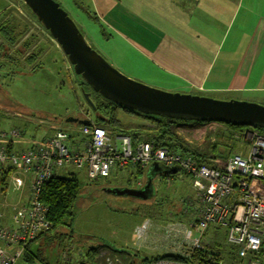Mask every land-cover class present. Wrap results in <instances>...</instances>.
<instances>
[{
  "label": "crops",
  "instance_id": "1",
  "mask_svg": "<svg viewBox=\"0 0 264 264\" xmlns=\"http://www.w3.org/2000/svg\"><path fill=\"white\" fill-rule=\"evenodd\" d=\"M87 1L90 13L95 18L91 20L104 33L107 61L127 76L135 80H146L150 86L178 90L183 92L181 94L198 92L210 98L223 95L249 102L264 101V0ZM117 111L114 112V119L123 128L135 130L137 127H149L146 120L121 110L120 117H116ZM18 118L12 120L6 113L0 115V123L7 122L9 125L8 129L0 130V146L6 145L7 141L2 138L8 136V130H14L17 136L8 139L9 150L14 152L30 150L34 144L51 138L56 126L61 128L64 124L69 127V123H65L66 119L63 124L50 121L46 123L48 134L36 137L35 134L26 133L27 123H34L35 120ZM90 120L91 124H96L93 118ZM49 123L56 126H50ZM99 127L107 129L109 126L107 123ZM189 127L180 124L177 129ZM156 166L163 169L161 165H148L144 168L148 177L154 178L158 173ZM191 190L188 199L196 206ZM28 196V188L17 191L9 180L6 188L0 187V225L11 223L14 207L25 204ZM167 220L158 219L150 224L145 219L134 226L147 224L140 238L134 237V228L132 230V251L135 256L179 254L174 246L177 237L170 238L162 232L169 223L182 222ZM71 245L69 252L64 250L61 253L60 260L64 264H76L85 259L84 252H75L73 243ZM72 252L74 259L70 257ZM58 259L54 257L50 261L53 264L60 263ZM120 259L127 264L131 262L128 254ZM97 263L107 264L106 261Z\"/></svg>",
  "mask_w": 264,
  "mask_h": 264
},
{
  "label": "rangeland",
  "instance_id": "2",
  "mask_svg": "<svg viewBox=\"0 0 264 264\" xmlns=\"http://www.w3.org/2000/svg\"><path fill=\"white\" fill-rule=\"evenodd\" d=\"M55 1L73 20L89 46L107 61L104 53L106 46L104 33L102 34L98 25L89 18L87 14V12L90 13L88 1L77 0L85 7L86 11L77 9L72 0L71 2L69 0ZM25 10L27 9L20 0H0V29L8 26L15 30V34L21 35L22 33L16 38L17 43L11 47H7L8 44L0 37V46L4 44L9 52L6 58L0 56V59L3 60L0 61V115L6 113L12 120H17L18 117L21 118L20 120L25 117L34 119V123H27L26 133L35 134L37 137L48 134L47 122H62L70 117L83 119L87 118V114L92 117V112L83 98L78 77L62 57L60 49L38 23L30 19ZM25 41L29 46L23 49L22 44ZM28 57L35 59L31 65L26 62ZM112 67L127 76L115 66ZM127 77L159 91L183 93L161 86H150L146 80ZM190 93L194 96L204 97V93ZM207 98L216 101L249 102L223 95ZM257 104L264 106V101ZM120 112V110L116 112V117H120ZM176 121L179 125L185 124L191 127L175 128L177 136L189 145L188 147L182 143L181 150L184 148L196 150L201 155L217 154L221 158L244 150V144L238 137L240 132L230 129L226 125L219 123L199 125L195 122ZM193 126L196 127L192 128ZM8 127L7 122L0 123V130L8 129ZM130 129L127 128V130ZM246 129L251 128L244 130ZM174 141L179 143L177 140ZM134 172L135 170L131 168L121 171L113 170L107 179L88 182L85 178V171H71L68 167L56 171V174L61 177L72 173L80 182L81 191L73 224L72 242L75 252L87 251L105 245L111 250L122 249L127 251L129 256L135 255L132 251V230L136 224L145 219L156 222L158 219L175 218L177 215L180 216L182 223H187L188 219L196 216L197 207L194 206L195 204H191L188 199L191 196L189 178L182 176L179 181L171 180L166 187L162 180L156 176L152 184L153 193H157L159 198H163L167 194L166 199L160 203L157 199V201L149 200L145 192L148 186L147 174L143 173L138 177ZM179 177L178 175L177 178ZM113 190H133L142 193V196L133 198L117 195L112 193ZM161 192L163 193L160 194ZM143 193L146 194V197ZM193 198L195 200V197ZM190 199L192 203H195L192 198ZM182 201H185V204L178 207L176 204H180ZM182 212H185L184 215H180ZM210 236L215 241H222L221 239L216 240L214 235ZM40 242L38 241V243ZM225 249L229 250L227 247ZM74 257L72 255L73 259ZM140 258L145 257L141 255ZM16 264L28 263L20 259ZM32 264H39V262L34 261Z\"/></svg>",
  "mask_w": 264,
  "mask_h": 264
},
{
  "label": "built area",
  "instance_id": "3",
  "mask_svg": "<svg viewBox=\"0 0 264 264\" xmlns=\"http://www.w3.org/2000/svg\"><path fill=\"white\" fill-rule=\"evenodd\" d=\"M56 128L52 138L19 154L0 148V166L15 169L9 176L15 190H21L23 176L33 172L30 201L13 209L12 221L18 229L0 227V264H12L20 254L8 252L9 244L32 239L48 229L47 209L40 203L39 193L54 169L68 165L85 171L92 180L106 178L113 167L150 162H160L167 168L177 166L193 176L191 186L200 217L191 223H169L163 228L167 237H177L176 256L185 260L160 259L144 264H190L195 255L199 259L205 252H208L206 264H264V134L252 128L239 131L244 150L221 158L189 149L169 152L164 147L154 148L150 142L133 146L127 135L95 125ZM8 136L16 137L17 133L12 130ZM171 142L180 148L181 144L174 139ZM210 227L221 230L216 237L224 241L223 248L228 251L206 242ZM146 228V223L135 227L133 236L140 238ZM209 252L213 255L209 256Z\"/></svg>",
  "mask_w": 264,
  "mask_h": 264
},
{
  "label": "trees",
  "instance_id": "4",
  "mask_svg": "<svg viewBox=\"0 0 264 264\" xmlns=\"http://www.w3.org/2000/svg\"><path fill=\"white\" fill-rule=\"evenodd\" d=\"M25 11H27V10H25ZM26 13L30 16V19L32 21L37 23V21L33 18V16L28 11ZM87 14H88L89 18H91L93 20L95 19L94 15H91V13L87 12ZM38 25H39V23H38ZM21 35H22V33H21ZM21 35L15 34V30H13L12 28H10L8 26L0 29V37L4 40L5 43L8 44L7 47L14 46L18 41L16 38L21 36ZM27 46H29V44H27V42L25 41L24 44H22V47L24 49V48H27ZM7 47L4 44H2L0 46V49H2V52H0V56H2V58H6L9 54V52L7 51V49H8ZM4 49H5V51H4ZM59 52L61 53V51H59ZM62 57H64V56L62 55ZM34 60H35L34 58L28 57L26 59V62L31 65L34 62ZM0 61H3V60L0 59ZM78 79H79L80 89L83 87L84 92L86 91L85 88L91 92V95L89 96V98L95 106V112H98L103 117H105V116L108 117V119H107L108 122H104L100 119H94L95 123H96L95 125H97V126H99V125L103 126L104 125L105 126V124L108 123V126L110 128L108 127L107 130L111 129L110 130L111 132H116V133H119L122 135H127L131 140V145H133V146L140 143V142H150L154 148L164 147L169 152H175V153L177 152L178 153V152L185 151L184 149H186V148L181 150L174 143L171 142V139H174V140H177L179 142V144H181V145H183L185 143L179 136H177V134L175 132V130H176L175 128L179 125L176 120L167 119V118H163V117L150 116V115H143L139 112L131 111L127 108L115 105V104L103 99L100 95L93 93L86 84L81 85L80 84L81 78L78 77ZM116 110H121V111H123L129 115H132V116H135L137 118H141V119L146 120L147 123L149 124V127H137L138 129L135 128V130H127V128H123L122 126L119 125L118 121H116L114 119V112ZM109 119H110V121H109ZM63 122L64 121H62L61 123H63ZM195 123H197L199 125H203V124L212 123V122H195ZM70 124L71 123H69V126H70ZM223 125H226L230 129H234L237 131H241L245 128H248V127L235 126V125H230V124H223ZM252 129H255V130L259 131L261 134H264L263 129H260L257 127L252 128ZM144 134H148V135L146 136ZM53 135L51 136V138L53 137ZM143 137H145L147 139H144ZM9 138H13V137L5 136L4 138H2L5 142L6 141L8 142V145L6 142V145L3 144L4 146L2 145V146H0V148L4 149L8 153L9 152L13 153V154L21 153V152H14L13 150H9V146H10V142L8 141ZM78 138L82 139L81 137H78ZM185 145H187L189 147L188 144L185 143ZM148 165H150V166L151 165H153V166L154 165H161L163 167V169H162V168L156 166L159 169V171H157L158 173L155 175V177L158 176L159 180H162V182L165 184L166 187L169 185V182L171 180L172 181H175V180L179 181V179L183 176L184 178H189L191 181L192 177H193L191 174H187L183 170V168H179L177 166L172 167V168H167L163 164H161L160 162H150V163H147V164L141 165V166H139V165H136V166L127 165L124 168L113 167V168H111L110 173L113 170L121 171V170H124L126 168H131V169L135 170L134 173H136L138 175V177H140L143 173H145L144 168L146 166L148 167ZM64 167H68L71 171H80V172L83 171L81 169L72 168L71 166H68V165L63 166L61 168L54 169L53 174L42 185L41 192L39 193L40 203L47 209V214H46L45 218L49 222V227L46 231H44V232L41 231L40 233H38V235H36L32 239H28L24 242H19V243L13 244V245L9 244L6 248V250L8 252L18 251L20 253L18 258L12 264H16L20 259H23V261H25L28 264H32L34 261L39 262V264H53V262L50 260L53 259L54 257L59 258L58 261H60V263L57 262L55 264H64L63 261L60 260V257L65 252L64 250H66V252L70 251V247L72 246L71 244L73 243L72 242L73 237H74L73 224H74V220H75V209H76V206L78 204L77 201H78L79 194L81 191L80 182L74 174L70 173L69 175H67L65 177H61V176L56 174V171L62 170ZM172 170H174V171L172 172ZM14 171H15V169L9 165H5L2 167L0 166V187L2 189L6 188L7 182L9 180V176L11 174H13ZM166 172H170V173H166ZM110 173L106 178H96V179L90 180L86 177V174H85V178L87 179L88 182H93L96 180L109 178ZM178 175L180 176L179 178H177ZM32 176H33V172H29L28 174H25V176L23 177V181H24L23 188L26 187V188H28V191H29L28 200L23 205H27L31 199V194H32L31 179H32ZM155 177L152 178V177L147 176L148 186H147V189L145 192H146L149 200H152V201L158 200L161 203L164 199H166L167 194L165 195V197L159 198L158 197L159 195L157 193H153L152 184H153V181H155L154 180ZM190 186H191V184H190ZM191 188H192V186H191ZM192 191H193V189H192ZM112 193L117 194L114 191H112ZM162 193L163 192H161L160 194H162ZM143 194L146 197V194L145 193H143ZM193 194H194V197L196 200V207H197L196 212L198 213V217L195 216V217L189 219L187 221V223L194 222L195 220H197L200 217V211L198 209V201H197V198L195 196L194 191H193ZM117 195H120V194H117ZM133 198H135V197H133ZM182 204H185V201H182V203L180 202V204H176V205L179 207ZM173 215H175L174 212H173ZM171 220L172 221H174V220L180 221L181 219L179 218V216L175 217V218L169 217V220H167V221H171ZM149 222H150V224L153 223V221H149ZM163 224L159 227H162ZM2 226L9 228L11 230H17L18 229V226H17V224H15L14 221H11V223L8 225H0V227H2ZM208 231H210V232H208L206 234V242L209 243L214 248H218V249L222 248L221 250H224L225 249V248H223L225 246L224 241H221V242L215 241L210 236V235H214L213 237L216 240H220V239H217V237H219V235H217L216 232L218 231L219 233H221V230L218 227H210L208 229ZM38 241H41V242L38 243ZM214 248H212L213 251H214ZM55 250H59V251L56 252ZM84 251H82V253ZM126 254H128V252L123 251L122 249L118 250V251H114V250L107 248L105 245H100L97 248L88 249L87 251H85L84 252L85 259L82 261L76 262V264H98L97 262H99V261L100 262L106 261L107 264H127L120 259L121 257H123ZM72 255H73V252L70 254V257ZM207 255H208V252H205L203 255H199V259L197 258V255H195L189 263L190 264H206L205 260H208ZM212 255H213V253L209 252V256H212ZM130 258H131V262L129 264H144V263H147V262H150L153 260H160V259L174 260V261L185 260L183 258H180L179 256H176V255H161V256H156V257H145V258H140L139 255L138 256L137 255L136 256L130 255ZM80 259H83V257ZM66 264H68V263H66Z\"/></svg>",
  "mask_w": 264,
  "mask_h": 264
},
{
  "label": "water",
  "instance_id": "5",
  "mask_svg": "<svg viewBox=\"0 0 264 264\" xmlns=\"http://www.w3.org/2000/svg\"><path fill=\"white\" fill-rule=\"evenodd\" d=\"M20 1L58 46L73 73L81 78L80 84H86L93 93L103 99L143 115L184 122L257 127L264 130V106L251 102L216 101L190 94L166 93L145 86L123 75L95 52L73 20L55 0ZM81 92L92 112L91 118L108 122L105 117L95 112V106L89 98L91 92H84L83 87ZM86 117L90 116L87 114ZM90 119L70 117L65 123L89 126L92 123ZM113 191L123 196H142V193L133 190Z\"/></svg>",
  "mask_w": 264,
  "mask_h": 264
},
{
  "label": "flooded vegetation",
  "instance_id": "6",
  "mask_svg": "<svg viewBox=\"0 0 264 264\" xmlns=\"http://www.w3.org/2000/svg\"><path fill=\"white\" fill-rule=\"evenodd\" d=\"M70 2H71V0H69ZM73 1V3L75 4H73L77 9H81L82 11H86V9H85V7L84 6H82V4L79 2V1H77V0H72ZM85 90L86 91H88L86 88H85ZM88 92H90V91H88Z\"/></svg>",
  "mask_w": 264,
  "mask_h": 264
},
{
  "label": "clouds",
  "instance_id": "7",
  "mask_svg": "<svg viewBox=\"0 0 264 264\" xmlns=\"http://www.w3.org/2000/svg\"><path fill=\"white\" fill-rule=\"evenodd\" d=\"M91 125H93V124H91ZM82 126V125H81ZM90 126V125H89Z\"/></svg>",
  "mask_w": 264,
  "mask_h": 264
}]
</instances>
